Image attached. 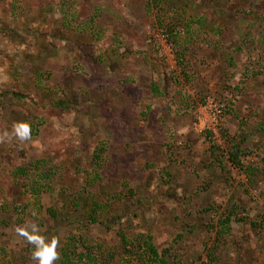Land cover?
I'll return each instance as SVG.
<instances>
[{
	"label": "rangeland",
	"instance_id": "rangeland-1",
	"mask_svg": "<svg viewBox=\"0 0 264 264\" xmlns=\"http://www.w3.org/2000/svg\"><path fill=\"white\" fill-rule=\"evenodd\" d=\"M32 223L54 264H139L121 234L168 264H264V0H0V264H37Z\"/></svg>",
	"mask_w": 264,
	"mask_h": 264
},
{
	"label": "trees",
	"instance_id": "trees-1",
	"mask_svg": "<svg viewBox=\"0 0 264 264\" xmlns=\"http://www.w3.org/2000/svg\"><path fill=\"white\" fill-rule=\"evenodd\" d=\"M169 33V32H168ZM167 33V34H168ZM173 33L170 32L168 36L173 42H178V34L172 35ZM173 36V37H172ZM219 43V42H218ZM178 47H184V42L180 41L178 42ZM224 49V41L221 42V45L218 49ZM184 51V50H183ZM186 51V50H185ZM153 94L156 96H160L161 93L156 90V87H153L152 89ZM11 96L19 101H23L26 99V96L19 94V93H12ZM63 103H61V107ZM67 108L64 110L66 111ZM97 158V154L95 155ZM233 164L239 165L238 157L236 154H231V159ZM40 166V162H34V163H27L25 165H19L16 163L9 164V171L10 175L13 181H17L20 177H28L31 174V170L35 171L38 170ZM48 214L52 217L53 220L56 221V216L53 210H48ZM232 213H229L226 215V217L219 222V226L221 228L220 234L227 235L229 234L231 228H230V219L232 217ZM91 224L96 223V221L91 218L90 220ZM250 225L252 227H256L257 225L253 222H250ZM106 229H109L106 227ZM121 248L124 250L125 253L131 255L136 262L139 264H168L169 257H170V251L169 250H161L159 251L155 245L153 244V239L151 236L143 235L142 237H139L135 240H128L126 237H124L122 234L119 236ZM215 261V257H212Z\"/></svg>",
	"mask_w": 264,
	"mask_h": 264
},
{
	"label": "clouds",
	"instance_id": "clouds-1",
	"mask_svg": "<svg viewBox=\"0 0 264 264\" xmlns=\"http://www.w3.org/2000/svg\"><path fill=\"white\" fill-rule=\"evenodd\" d=\"M5 137L12 138L13 136L20 141L31 139V128L27 122H17L13 125L12 133H3ZM19 234L28 238V242L33 245L32 258L37 261V264H54L58 259L57 246L58 238L47 240L41 237L39 240L35 239L40 228L37 224H28L24 228H18Z\"/></svg>",
	"mask_w": 264,
	"mask_h": 264
},
{
	"label": "built area",
	"instance_id": "built-area-1",
	"mask_svg": "<svg viewBox=\"0 0 264 264\" xmlns=\"http://www.w3.org/2000/svg\"><path fill=\"white\" fill-rule=\"evenodd\" d=\"M167 39H168L167 38V35H164V36H162V38L161 37L159 38V42H160V46H161V51L165 55H170L171 56L172 48H171V44L168 43V40ZM205 103L206 104L204 105V107L201 108L202 111H201L200 114H203L204 116H207L208 114H213V117L209 116L208 118L205 117V119H204V117L202 116L201 117L202 122L204 124H206V123H210V121H216L217 119L218 120H222V114H223L222 109L221 108H218V106H216L213 103V101L210 100L209 98L206 100Z\"/></svg>",
	"mask_w": 264,
	"mask_h": 264
}]
</instances>
